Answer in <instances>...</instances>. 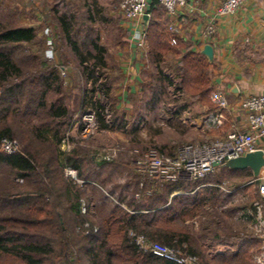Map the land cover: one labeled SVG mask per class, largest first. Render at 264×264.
I'll return each mask as SVG.
<instances>
[{"label":"trees","instance_id":"16d2710c","mask_svg":"<svg viewBox=\"0 0 264 264\" xmlns=\"http://www.w3.org/2000/svg\"><path fill=\"white\" fill-rule=\"evenodd\" d=\"M92 1L97 5V0ZM92 4L86 3L87 18L91 21ZM161 8L160 2L154 0L146 28L149 65L153 67L150 74L154 76L146 83L152 88L153 97L163 82L169 86L174 83L162 67L166 57L173 55L178 60L168 63V68L179 79L180 90L201 104L214 107L213 62L181 38L175 45L170 43L171 34L160 18ZM51 12L59 36L78 56L85 74L96 83L95 91L103 94L96 106L104 109L111 86L109 81H99L102 70L109 66L104 53L107 47L100 45L98 38H92L83 49L74 37L75 15L61 13L57 6ZM35 41L32 27L10 26L0 21V144L6 137L17 136L23 142L22 152L0 151V167L10 175L0 187V264H177L140 249L130 231L181 253L197 255L203 264H257L253 249L259 243L255 231L249 228V221L254 220L236 217L247 205H229L238 187L246 184L243 197L254 187L257 178L252 170L219 166L208 180L181 179L141 199L132 194L112 201L105 189L110 163L93 158L86 147L61 152L59 135L72 111L61 99L48 103V94L60 90L59 73L44 54L36 57L27 53L26 45ZM13 77L22 78L23 84L11 85ZM87 92L86 89L83 97L81 93L76 95L74 111L84 107ZM99 118L108 127L102 113ZM66 166L76 168L79 178L91 182L78 187L68 181L64 175ZM224 169L235 176L232 192L215 186L223 184ZM17 177H23L24 182L15 181ZM204 181L215 187L199 188ZM83 199L87 203L85 213ZM252 199H260L264 204L259 187H255ZM194 220L199 221L198 231ZM217 242L224 244L226 251L208 253L205 245Z\"/></svg>","mask_w":264,"mask_h":264},{"label":"rangeland","instance_id":"374dc122","mask_svg":"<svg viewBox=\"0 0 264 264\" xmlns=\"http://www.w3.org/2000/svg\"><path fill=\"white\" fill-rule=\"evenodd\" d=\"M92 2V0H0V21L10 26L32 27L36 33L37 41L26 45L27 53L36 57L44 54L51 66L59 73L60 90H52L48 94L47 101L50 104L56 98L61 99L72 111L68 116L69 120L62 125L59 135L61 152L69 153L77 147L90 149L93 158L100 157L110 163L108 166L110 173L106 174L108 178L105 189L112 201H117L121 195L128 198L132 194L135 198L141 199L146 194L141 192L140 197H136L141 189L140 184L134 182L141 179L135 171V161L140 155L150 148L174 154L181 145L203 141L188 138L187 135H190L192 131H184L179 120L167 121L166 116H170L172 111L180 107V104L176 103L181 100L185 101L187 97V94L180 90L179 79L176 78L174 71L168 68L170 61L167 60L162 64V67H165L166 73L174 80L173 85L169 86L163 82L161 89L155 91L156 97L154 98L152 88L146 83V79L150 80L154 77L150 74L153 67L148 64L144 73L143 90L139 95L137 94V99L134 95L127 96L130 83L124 81L121 70L125 68L126 72L131 71V67L122 65L127 62L125 57L129 55L130 50L125 42L127 35L118 17L119 0H97V5ZM86 3L92 4L94 12L92 21L87 18ZM53 6H57L61 13L75 15L77 31H75L74 37L79 40L83 49L92 38H98L100 45L107 47V51L104 53L109 66L102 70L104 74L102 73L101 80L99 79V83L109 81V86H111L110 97L106 98L104 109H99L96 106L98 101L103 98V94L101 91H95L96 83L88 74H85L78 56L72 51L66 40L59 36L60 30L57 28L51 12ZM120 60L123 62L120 63ZM170 71L173 73L170 74ZM11 81V85H18L23 80L13 77ZM86 89L88 92L84 107L80 106L74 111L76 95L81 93L83 97ZM24 92L28 93L26 88ZM179 93L183 94L182 99L179 98ZM182 103L185 104V102ZM99 113H102L108 127L103 126ZM90 115L95 117L92 122H90ZM207 129L209 130L208 134L215 132L211 130L212 128ZM209 138L211 136L207 137V139ZM3 141L0 144V151H4L3 146L8 143L16 150L15 153L22 152L23 142L19 136L6 137ZM72 171L76 172V178L70 175ZM224 171L222 185L231 190L236 186L234 185L235 176L231 175L228 169H224ZM64 175L68 181H72L78 187L91 182L79 178L77 169L73 167L66 166ZM9 176L6 175L5 169L0 167V187L6 183L4 178ZM261 177L253 183L254 187L248 190L244 197L243 192L235 193L229 205L233 207L241 202L248 207L257 200L252 199L253 192L255 187H259L263 181L264 170ZM15 181L23 183L24 179L17 177ZM222 185L216 184L215 186L223 190ZM86 204V200L83 199L82 209L84 205L87 207ZM234 220L236 222L235 218ZM193 224L198 231L199 221L194 220ZM95 228L99 229L97 226ZM249 228L255 231L253 226L249 225ZM87 233L89 232L87 231Z\"/></svg>","mask_w":264,"mask_h":264},{"label":"crops","instance_id":"0c3cea01","mask_svg":"<svg viewBox=\"0 0 264 264\" xmlns=\"http://www.w3.org/2000/svg\"><path fill=\"white\" fill-rule=\"evenodd\" d=\"M223 1L190 0L185 7L178 9L174 14L169 13L160 4L162 6L160 18L165 22L167 29L170 25L179 28V33L176 35V43L177 39L181 38L194 51L200 52L207 44L213 46V91L224 90L233 109L232 114L227 117L223 126L212 128L211 130L215 132L208 134L207 131L209 130L207 128L209 126L206 123V116L217 107L212 99L213 91L211 100L215 105L214 107L203 105L188 95L185 101L177 102L176 104L179 103L180 107L172 111L170 116H166L167 121L179 120L184 131H192L187 137L195 141H204L210 136L226 134L232 129L231 123L234 121L240 128H247V113L241 109V102L250 95L264 93V0H246L235 14L217 17L215 20L216 32L214 35L208 36L206 34L207 28ZM118 17L127 35L125 42L130 50L129 55L125 57L127 62L122 65L131 67V71L128 72H126L125 68L120 70L123 73L124 81L130 83L126 93L127 96L134 95L137 99L139 93L143 90L145 68L149 64L148 42L145 47H141L133 39V33L138 26L141 25L142 27V24H139L140 22L129 21L120 12ZM169 33L171 34L170 31ZM172 36L171 34L170 43L175 45L176 43L171 40ZM182 51L184 52V50ZM167 60L170 61V64H175L178 59L173 55H169L166 57V62ZM122 62L123 60H120V63ZM235 86L238 87L237 92H233ZM180 94L179 98L182 99L183 94ZM182 102H185V104ZM262 144L264 148V140H262ZM208 184L204 181L199 188H205ZM238 189L239 192L243 190L244 193L246 184L241 185ZM234 191H237V189L235 188ZM251 205L244 210L238 211L237 217H243L246 220L242 214ZM250 223L251 221H249V225H251ZM205 247L208 253L213 254L226 251V246L218 242L213 243L212 246L206 244Z\"/></svg>","mask_w":264,"mask_h":264},{"label":"built area","instance_id":"2783aa9c","mask_svg":"<svg viewBox=\"0 0 264 264\" xmlns=\"http://www.w3.org/2000/svg\"><path fill=\"white\" fill-rule=\"evenodd\" d=\"M160 4L171 14H174L185 7L190 0H158ZM246 0H224L218 7L215 17L207 28V35L212 36L216 32L215 20L220 16L235 14ZM153 0H120L118 11L129 21H137L142 24L133 33V39L139 46L145 47L147 43L146 28L148 20L144 19L146 14L151 16L150 6ZM169 31L173 35L171 40L176 43V35L179 28L170 25ZM212 99L217 107L206 116V123L209 128H220L227 117L232 114L231 103L226 92L222 89L213 91ZM241 109L247 113V128H240L234 121L232 129L223 135L213 136L201 143H189L181 145L174 154L160 151L157 148H150L135 161V171L140 179L141 192L152 195L162 186L168 183L177 182L181 179L203 181L213 175L217 168L229 159L244 156L249 152L263 149L264 140V93L253 94L242 100ZM90 122L94 121V115L89 116ZM5 141V140H4ZM3 141V142H4ZM4 145V144H3ZM2 152L13 154L16 152L8 143L3 146ZM264 170V168H263ZM262 170V171H263ZM76 178V172H70ZM261 175L258 179H261ZM78 180V178H77ZM80 183V182H79ZM223 187V186H221ZM227 192L233 190L226 189ZM259 193L264 198V178L259 185ZM83 212L87 207L83 206ZM246 220L253 219L251 226L255 229L258 245L254 247V261L257 264H264V204L260 199L252 202L250 208L244 211ZM89 223H85L88 226ZM98 229L95 228V231ZM135 243L145 252L175 262L177 264H203L197 255L181 253L179 250L166 244L149 240L143 234L130 231Z\"/></svg>","mask_w":264,"mask_h":264},{"label":"water","instance_id":"95a60500","mask_svg":"<svg viewBox=\"0 0 264 264\" xmlns=\"http://www.w3.org/2000/svg\"><path fill=\"white\" fill-rule=\"evenodd\" d=\"M149 15L144 16L145 20H149ZM202 54L206 55L210 62L214 59V48L212 45H205L201 51ZM238 87L235 86L233 92H237ZM220 166L228 167L233 170H245L251 169L254 177L259 178L264 168V150L260 149L255 152H249L244 156L227 160Z\"/></svg>","mask_w":264,"mask_h":264}]
</instances>
